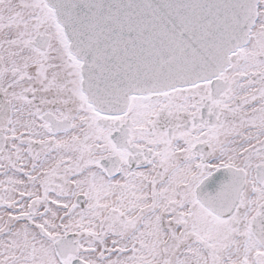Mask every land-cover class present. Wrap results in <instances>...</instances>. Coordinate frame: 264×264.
<instances>
[{
  "label": "flooded vegetation",
  "instance_id": "obj_1",
  "mask_svg": "<svg viewBox=\"0 0 264 264\" xmlns=\"http://www.w3.org/2000/svg\"><path fill=\"white\" fill-rule=\"evenodd\" d=\"M40 1L0 0V264H245L264 234V0L218 95L207 81L115 113L87 101Z\"/></svg>",
  "mask_w": 264,
  "mask_h": 264
},
{
  "label": "water",
  "instance_id": "obj_2",
  "mask_svg": "<svg viewBox=\"0 0 264 264\" xmlns=\"http://www.w3.org/2000/svg\"><path fill=\"white\" fill-rule=\"evenodd\" d=\"M45 2L81 60L88 99L100 110L113 111L125 107L130 94L218 75L229 53L247 42L257 0Z\"/></svg>",
  "mask_w": 264,
  "mask_h": 264
},
{
  "label": "rangeland",
  "instance_id": "obj_3",
  "mask_svg": "<svg viewBox=\"0 0 264 264\" xmlns=\"http://www.w3.org/2000/svg\"><path fill=\"white\" fill-rule=\"evenodd\" d=\"M38 2H40L41 3V1L40 0H38ZM42 4V3H41ZM43 5V4H42ZM44 6V5H43ZM34 7H37L36 5H34ZM44 8H46L45 6H44ZM46 12H47V10H46ZM37 13H45V12H40V11H37ZM47 13H50V12H47ZM235 84L237 85L238 84V82L236 83L235 82ZM236 92H234L233 94H235ZM243 96H245V95H243ZM242 97V95L241 96H238L237 97V95H235V96H233L232 98L234 99V100H238L239 98H241ZM243 115H245V119H249L250 120V123H252L253 122V118L252 117H248V115H250L249 113L247 114H243ZM249 123V124H250ZM242 126H244L245 128L247 127V124L245 123L244 125H242ZM251 128V127H250ZM256 130V129H255ZM254 129H249V133L251 134V136L253 135V133H254V131H255ZM263 185H264V183H263ZM263 185L262 184H258V187H259V190H263ZM264 194V193H263ZM256 201V200H255ZM220 227L221 226H217V228H218V230H220ZM186 228V227H185ZM220 232H222V230L220 231ZM247 232H249V231H245V234H246V236H248V239L247 240H249V238H250V235L251 234H249V233H247ZM214 238H215V236L213 237V238H211L210 240H214ZM219 238V237H218ZM217 238V239H218ZM259 239H261V246L260 245H258V243H254V242H252L251 243V245H249V246H246L245 247V253H244V258H245V260L244 261H246L245 262V264H251V260H252V257H253V264H255L254 263V261H257V259H258V261L259 262H262V264H264V234L263 235H261V237H259ZM200 244V243H199ZM199 244H197V247L198 248H200V245ZM216 245V244H215ZM214 254H217L218 253V255H220L222 252L219 250V249H217L216 251H212ZM252 254V255H251ZM197 257L195 258V262H201V260L202 259H204V257L202 256V254H199L198 252H197ZM214 257V256H213ZM214 260H215V258H213ZM204 264H205V260H204Z\"/></svg>",
  "mask_w": 264,
  "mask_h": 264
}]
</instances>
